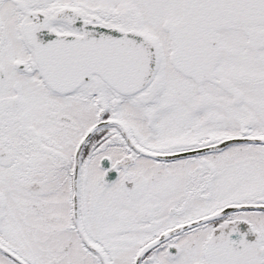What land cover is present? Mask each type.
<instances>
[{
	"label": "snow or ice",
	"instance_id": "obj_1",
	"mask_svg": "<svg viewBox=\"0 0 264 264\" xmlns=\"http://www.w3.org/2000/svg\"><path fill=\"white\" fill-rule=\"evenodd\" d=\"M0 264H264V0H0Z\"/></svg>",
	"mask_w": 264,
	"mask_h": 264
}]
</instances>
